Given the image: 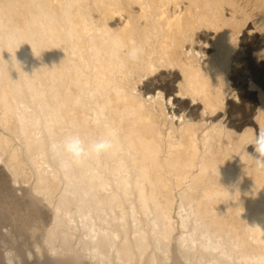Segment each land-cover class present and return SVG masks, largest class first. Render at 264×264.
Wrapping results in <instances>:
<instances>
[{
	"label": "bare ground",
	"instance_id": "obj_1",
	"mask_svg": "<svg viewBox=\"0 0 264 264\" xmlns=\"http://www.w3.org/2000/svg\"><path fill=\"white\" fill-rule=\"evenodd\" d=\"M262 128L264 0H0V264H264Z\"/></svg>",
	"mask_w": 264,
	"mask_h": 264
},
{
	"label": "clouds",
	"instance_id": "obj_2",
	"mask_svg": "<svg viewBox=\"0 0 264 264\" xmlns=\"http://www.w3.org/2000/svg\"><path fill=\"white\" fill-rule=\"evenodd\" d=\"M136 55L137 53L135 50L130 53L133 59L136 58ZM250 143L256 154L254 158L256 167L264 168V128L254 134ZM112 147V142L109 139L94 140L85 145V142L78 135L65 137L60 143L52 144L54 152L68 157V159L60 160V166L62 168H68L72 164H79L85 158L92 155L106 153L110 151Z\"/></svg>",
	"mask_w": 264,
	"mask_h": 264
}]
</instances>
